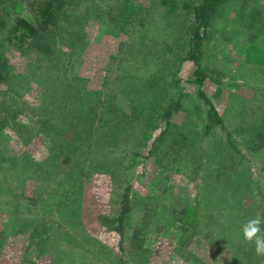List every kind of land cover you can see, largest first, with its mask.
Segmentation results:
<instances>
[{
    "label": "rangeland",
    "instance_id": "374dc122",
    "mask_svg": "<svg viewBox=\"0 0 264 264\" xmlns=\"http://www.w3.org/2000/svg\"><path fill=\"white\" fill-rule=\"evenodd\" d=\"M93 1V5H85L92 8L90 12L83 6L74 14L88 18L95 12L97 18L88 22L86 19L78 20L79 23L74 19L65 22V33L56 37L55 54L47 58H37L28 43L19 41V37V40L8 37L0 30V54L9 60L12 75L10 82L5 83V79L0 83V106L6 104L7 108L0 113L1 117L6 116L8 110L7 118H12L13 108L20 109L18 119L27 124L33 113L39 115L41 110L48 109L45 104L51 100L56 106L54 110L61 108V115L67 118L68 111L86 104L95 107L98 113L94 131L100 129L96 136L101 145L82 172L83 189L80 190L81 198L76 193L77 197L73 199L75 206L58 204L66 200L64 191L50 196L43 193L45 187L42 193L33 195L32 184L29 194L25 193L29 198L32 195L34 199L39 197L37 204L40 203L39 207H32L30 200L6 192L16 168L8 169L9 180L3 186L0 183L4 191H0V210L11 202L8 212L20 215L21 219L27 218L28 224L12 223L7 212H0V264H264V256L255 253L254 241L249 245L245 240L234 246L225 245L220 241L219 225L215 228V223L231 226L235 218V226H240L238 230L243 233V226L249 220L260 218L264 213V201L258 195L253 200L254 208L246 213L242 206L230 203L224 211L220 209L221 212L213 204L202 205L200 218L207 223L197 232L161 230V226L176 215L173 209L180 210L184 206L182 203H195L197 196L194 183L183 174L170 170L163 173L165 178L159 174L163 166L170 167L171 159L177 157L175 150L178 146L169 151L165 148L163 158L155 160L158 148L153 147L154 139L159 135L160 127L151 130V125L145 121L137 126V130L131 131L128 127L137 121L130 116V111L115 116L107 106L104 108L109 103L128 109V96L138 102L136 91H140L144 101L148 97L154 99L147 83L152 79L160 92L166 90V99L163 95L157 94L156 97V101L162 98L163 107L175 101L179 87L184 85L183 108L173 119L175 123L180 124L181 120L184 123L186 116L189 129L205 131L209 105L200 95H205L219 117L228 121L225 129L215 127L205 147L214 142L215 136H226L233 127L242 125L245 116L239 114L241 109L255 113L245 123L260 119L257 122L264 128V73L261 71L262 68L264 71V0H253L243 8H240L242 0H229L224 11L226 23L223 15L207 28L203 65L210 77L203 84L194 82L196 67L193 61L183 62L192 49V40L187 39L184 29L192 26L193 16L182 10L176 12L185 24L184 28L174 22V17L178 16L169 13L162 0ZM180 2L183 6L184 2L195 4L197 0ZM253 7L259 12L252 13L255 16L252 19L247 13ZM231 18L233 20L228 22ZM68 29L73 30L77 40L81 39L80 48L88 42L81 51L82 57L70 59L75 44L67 35ZM208 44L211 49L206 47ZM176 67L180 68L179 83L174 84ZM7 84H10L9 90ZM145 84L148 91L144 90ZM91 92L100 94V100L93 95L90 97ZM149 115L150 112H143L144 119ZM13 124L14 121L0 127V150L6 157L29 151L36 160H43L48 152L54 151L55 142L47 141L42 135L24 145L20 134L12 129ZM30 126L33 127L34 123ZM80 137L78 140L95 142V135L83 133ZM140 142L147 143L142 150L155 149L142 164H138L141 159L131 155ZM239 150L244 156L238 159L244 163L239 173L251 174L257 184L264 185V152L253 154L242 143ZM116 159L121 160V165L110 167L108 164ZM74 170L78 175L81 172L78 167ZM160 182L170 191L161 194ZM55 188V184L51 186V189ZM14 193L21 195L16 190ZM124 205L129 208L126 214H122ZM151 210L154 211L153 217L142 235V247L133 249V231L144 223L146 212ZM228 212H232L229 213L233 214L232 218ZM35 217L37 222L51 227L49 233L56 234L57 243L53 245L56 248L43 241L38 243L32 237L30 222ZM101 217L106 219L102 221ZM258 235L264 236V229ZM103 252L104 255L109 253L107 258Z\"/></svg>",
    "mask_w": 264,
    "mask_h": 264
},
{
    "label": "trees",
    "instance_id": "16d2710c",
    "mask_svg": "<svg viewBox=\"0 0 264 264\" xmlns=\"http://www.w3.org/2000/svg\"><path fill=\"white\" fill-rule=\"evenodd\" d=\"M251 1L253 0H242L243 4L240 5V8L249 6ZM89 3L90 5H93L94 1L0 0V30L8 37H15L17 40H19L17 38L19 37L21 39L19 41L28 43L29 47H31L30 49L38 56L37 58H47L55 54L58 44V42L56 43V37L65 33V22L70 19H74L77 22L80 19H86L85 21L88 22L91 19L95 20L97 18L95 12H92L88 18L87 16L81 17L80 15L74 14L79 7L82 8L83 6L86 11L90 12L92 8L85 6ZM162 3L168 7L169 13L173 14L172 12H174V16H178L176 12L181 10L189 16H193L192 26H185L186 29H184L187 34V39L190 38V41L192 40V49L190 53L188 52L187 58H185L183 62L187 60L193 61L196 67L194 72V82L197 84H203L205 80L210 77V75H208V70L203 65V55L206 49V39L204 37L207 28L211 25L213 26L216 23V20L218 21L219 17H222L225 14L224 11L229 5V0H197L195 4H191L190 2L185 4L184 2L183 6L181 5L180 0H162ZM254 9L255 8L253 7L247 13V15L251 14L250 18L252 19L255 17L252 13L259 12ZM11 14V20L9 21L8 18ZM122 14L125 16V10L122 11ZM174 18L176 24H182L180 16ZM224 19L226 23V15H224ZM232 20L233 19L231 18L227 21L231 22ZM67 35L75 44V49H73L69 55L70 59H73L74 57H82L81 51L88 46V42L85 43L86 46L84 48H80L79 45L81 39H76L72 29H68ZM206 47L211 49L210 44ZM170 48L172 47L169 46V49ZM171 51L174 52V49ZM179 70V67L175 68V74H173L174 82H172L174 84L179 83L177 82ZM261 71L264 73L263 68ZM10 77H12L10 62L0 54V83L5 79V83L10 82ZM147 83L150 84V93L153 92L154 99L153 97H148V99L144 101L140 96V91H136L138 97V100L136 101L138 102H135V99L128 96V99L130 100L128 109L127 107L123 108V106H119L118 104L113 106L109 103H106L104 108L107 109L108 107L115 116L121 114L122 111H130V116L137 121L134 125L128 127L131 131H134L139 124L145 121L146 124L148 122L149 125H151V130H153L152 128L160 127L161 130L159 135L154 139L155 142L153 147L158 148L154 154L155 160L163 158L162 155L166 154L164 151L165 148L169 151L178 146V149L175 150L178 158L173 157L171 159L172 162L170 163V167L163 166L162 171L159 174H161L162 178H165L163 173L167 170L174 171V173L177 171L176 173L183 174L186 176L185 178H188L190 182L194 183L196 189L195 194L197 196L195 197V203H182L184 206H182L180 210L177 208L173 209L172 211H174L176 215L167 220L165 224L161 226V230L167 228L174 231L179 230L184 233L190 230L197 232L200 226L204 223L206 227L207 222L200 218L202 215L201 207L205 204H213L219 211L220 209L224 211L229 206L227 204L230 203L235 206H242L243 212L246 213L254 208L253 200L255 195H258L261 200L264 201V185L262 183L257 184L251 174H240L238 171L244 165V163L238 160L244 158L242 152L239 150L240 143L245 144L247 149L253 154L264 152V128L261 126L263 124L257 122L260 119H256L254 122L245 123L249 116H252L255 113L241 109L239 114L245 116L242 125L239 124L238 126L233 127L232 129L235 132L230 130L226 136L223 134L221 136H215L213 139L214 142H209L205 147L204 144L206 145L208 137L211 135L215 127L220 126V128L225 129V123L228 122H225V119L219 117L217 110L210 100L206 98L205 95H200L204 103L209 105V110L207 111L206 116L207 123L205 125V131L201 133V131L198 132L188 128V117L186 116L184 123L181 120L180 124H177L173 120L176 115L179 114L181 108H183L182 95L184 85L183 88L181 86L179 87V96L175 98V101H172L168 106H164L166 107L164 108L161 97L163 95L166 99V90L160 92L159 86L155 80L151 79ZM146 84L144 85V90L147 89ZM9 85L10 84L6 85V89L8 90L10 87ZM81 86L82 85L80 84V87ZM79 91H81V89H79ZM157 94L161 95L159 101H156ZM92 95L100 100V94L91 92L90 97ZM52 102L53 101L48 100L45 104V108L48 109L41 110L42 113L39 115L33 113V117L30 116L32 118L29 119L27 124L18 119L19 111H21L20 109L15 110L13 108V111L11 112L13 114L12 118H7L9 115L8 110L6 116L1 117L0 115V127L3 128L10 122L14 121L12 129L15 128V133L18 132L20 134L22 138L19 137L22 139L21 141L24 145H29L32 138L39 135L44 136L47 141L55 142L56 146L54 151L50 153L48 152V156L43 160H36L29 151H23L20 154H17L16 157H6L2 150H0L1 185L3 186V184L9 180L8 174L10 172L8 169L11 170L16 168L15 173L12 176L13 179L12 181H9L6 192L12 193L15 197L30 200L29 205L35 208L39 207L40 203L37 204L39 197H37L38 199H34L33 195L35 193H42L41 191L45 187L43 193L49 194L50 196H55L56 192L64 191L66 200H61L58 204L64 203L69 206V203H71V206H75L73 204V199L74 197H77L76 193L78 197L81 198L80 190L83 189L82 172L86 169V165L92 161L93 157H95L98 149L101 148L96 136L97 130L100 131V129L94 131L98 122L96 121L98 113L95 112V107L93 108L92 106L89 107L86 104H81L71 111H68V116L66 118V116L61 115V108H56L54 110L55 105ZM98 103L102 104V102L99 101ZM5 105L6 104L2 105L1 103L0 113L4 108V110L7 109ZM64 105L67 107L66 104ZM144 111L150 112L149 118L144 119ZM14 113H16V115ZM206 121L203 119V122ZM33 123L34 126L31 127L30 124ZM158 123L159 125H157ZM83 133L93 135V137L95 135V142L90 144V142L87 143L86 141L78 140L81 139L80 136L83 135ZM239 136L240 140L238 139ZM164 139L167 140L164 142ZM137 146V150H133L131 155L133 158L141 159L138 164H142L145 159L150 158L151 153L155 149H151L150 151L145 149L142 150L144 147L146 148L147 143L144 144L140 142ZM193 147H197V149ZM145 151L147 154L144 153ZM179 158L180 160L176 162ZM121 163V160L116 159L108 165L115 168L119 167ZM100 165L103 168L104 163L101 162ZM63 167L67 168V170ZM76 167L81 170L79 175L76 173V170H74ZM68 169L70 170L68 171ZM262 170L264 172V167ZM69 182L71 183L68 187H64V185ZM32 184L33 195L29 198L27 193L29 194L28 190ZM44 184H46V186ZM54 184L56 185V188L51 189V186ZM1 185L0 191H3ZM158 186L161 194L170 191L169 188L166 189L163 182H160ZM15 190L21 193V195L18 196L15 194ZM187 197H192V195H188ZM6 201L7 200H5L4 204H6ZM10 203L11 202H8L7 205L3 206L0 212H7L12 223L21 222L22 224H28L27 218L21 219L20 215L18 216L15 213L10 214V212H8L13 204ZM32 203H34V205ZM243 203L245 204V207ZM128 211V206L124 205L122 214H126ZM153 212V210L146 212L144 223L134 229L131 243L133 249H139L142 247V235L150 226ZM229 213L232 212H228L229 218H232L233 214L230 215ZM260 216V228L264 229V213ZM104 219L106 218L101 217L102 221H104ZM235 220L236 219L234 218L232 223H230L231 226H229L228 223H215V228L219 225V234L222 235L220 241L222 244L234 246L240 240L244 242L245 239L243 238L242 231L238 230L241 228L240 226H235ZM177 222H179L180 225H177ZM30 226L33 228L32 237H35V239L38 240V243L43 241L49 246H53L57 243V240H55L57 239L56 234L49 233L51 230L49 225H43L37 222L35 217L32 218ZM245 242L247 241L245 240ZM247 243L249 245V242ZM53 247L56 248L57 246ZM56 253L60 255V252ZM94 253L97 254V252ZM107 254L109 253L104 255L103 252L105 258H107ZM119 264H121V262Z\"/></svg>",
    "mask_w": 264,
    "mask_h": 264
},
{
    "label": "clouds",
    "instance_id": "9594fccd",
    "mask_svg": "<svg viewBox=\"0 0 264 264\" xmlns=\"http://www.w3.org/2000/svg\"><path fill=\"white\" fill-rule=\"evenodd\" d=\"M261 219L259 217L249 220L243 226V238L247 242H255V253L264 256V236L258 235L261 232Z\"/></svg>",
    "mask_w": 264,
    "mask_h": 264
}]
</instances>
